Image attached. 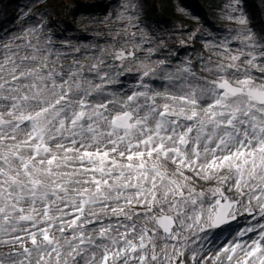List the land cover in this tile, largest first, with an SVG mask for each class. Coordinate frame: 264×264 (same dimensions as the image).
I'll use <instances>...</instances> for the list:
<instances>
[{
	"label": "snow or ice",
	"instance_id": "1",
	"mask_svg": "<svg viewBox=\"0 0 264 264\" xmlns=\"http://www.w3.org/2000/svg\"><path fill=\"white\" fill-rule=\"evenodd\" d=\"M125 32L129 47L87 65L36 29L0 42V264H185L241 208L264 218V40L216 45L199 76L152 63L149 38ZM134 70L116 99L107 86ZM158 75L168 90L144 79ZM198 255L264 264V224Z\"/></svg>",
	"mask_w": 264,
	"mask_h": 264
},
{
	"label": "rangeland",
	"instance_id": "2",
	"mask_svg": "<svg viewBox=\"0 0 264 264\" xmlns=\"http://www.w3.org/2000/svg\"><path fill=\"white\" fill-rule=\"evenodd\" d=\"M131 3V0H121L119 5L115 6L112 12H106L104 16L102 15L100 20H96L95 18L92 19L90 17L89 19L84 18V22L78 23L76 27L81 33L77 32L75 36H70V34L67 33L66 36L61 38L62 40L60 38L56 40L51 38V41L53 44H63L56 45L60 47L57 48L61 52H68L82 64L87 65L95 62L93 57L100 55L101 49L111 51L113 48L129 47V45L125 43L127 35L125 27H127L128 32H135L137 37L145 36L149 38L148 42L144 44V48L147 49L148 47H153L156 50L155 54L150 58L152 63H155L159 59L166 58L169 61V69L174 70L190 61V67L197 73V75H207V73L201 71V65L208 59V57H211L213 60L219 59L218 53H215L213 49L220 43H213L209 45L208 48L206 46L205 50L187 48L184 45H186L188 34H185L184 36L183 34H177L171 31V29L164 28L150 30V28L139 26V24L134 21L131 12ZM230 16L243 17L240 10L237 12H229L226 19L228 22L242 25L238 22V19H230ZM45 19V16L38 13L30 17L21 18L19 16L15 18L13 22L15 28L1 33L0 42L12 41L15 37L23 36L26 32H29L32 29H36L38 35L43 34L44 36L49 37L47 30L44 27L45 25L42 26ZM247 30L248 29L246 28H240L239 32L234 34L235 37H226L225 42L229 44L232 49H236L239 46V41L235 39L237 34ZM250 31L255 39L261 40L256 34H254L253 30ZM117 33H119V37L117 36ZM81 34L85 36H82ZM160 34L162 35L160 36ZM161 41H163L162 44H160ZM77 48L80 49L78 53L74 52V49ZM137 55L140 60L145 63L149 62L146 52H138ZM70 62V59L63 61L64 64ZM135 64L139 66V61H136ZM139 77L140 73L134 70L133 72L120 75L117 77L119 83L108 85L107 87L111 92L115 93L116 99H120L129 94L131 90L138 87ZM144 79L151 84L155 91L164 92L169 88L170 82L160 78L159 75L156 77H146ZM169 166L171 167V164ZM196 184L198 188L208 186L207 183L199 180L196 181ZM229 195L234 194L229 193ZM240 213L241 214L237 215L236 218L229 223H225L220 227L207 229V235L203 239L199 240L197 244H190L184 258L185 264H193V261L190 258L193 249L199 247L202 250L203 255L214 256L216 251L227 246L234 239H237L238 233L253 226H256L258 230L259 225L264 224V218L259 217L256 213L249 215L243 208L240 209ZM253 216H255V218H253ZM256 234V232L248 233L243 239L247 240L249 236L254 237ZM195 264H200L199 255Z\"/></svg>",
	"mask_w": 264,
	"mask_h": 264
},
{
	"label": "trees",
	"instance_id": "3",
	"mask_svg": "<svg viewBox=\"0 0 264 264\" xmlns=\"http://www.w3.org/2000/svg\"><path fill=\"white\" fill-rule=\"evenodd\" d=\"M120 1L0 0V34L15 28L13 25L15 18L30 17L38 13L46 17L42 26L45 25L50 38L61 39L67 33L75 36L77 32L81 33L76 27L78 23L84 22V18L100 20L106 12H112ZM131 2V12L139 26L150 30L171 29L184 36L188 34L184 45L187 48L205 50L206 46L208 48L213 43H225V38L234 36L240 28L253 30L258 38L264 40V0H239L238 4L236 0H131ZM233 7H238L246 20L245 24L228 22L226 16L232 12Z\"/></svg>",
	"mask_w": 264,
	"mask_h": 264
},
{
	"label": "water",
	"instance_id": "4",
	"mask_svg": "<svg viewBox=\"0 0 264 264\" xmlns=\"http://www.w3.org/2000/svg\"><path fill=\"white\" fill-rule=\"evenodd\" d=\"M234 219H229V220H227V222H225V223H229V222H231V221H233ZM225 223H223V224H220L219 226H217V227H220V226H222V225H224Z\"/></svg>",
	"mask_w": 264,
	"mask_h": 264
}]
</instances>
